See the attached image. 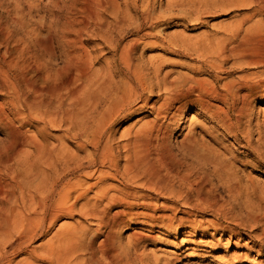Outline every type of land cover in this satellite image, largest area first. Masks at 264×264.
<instances>
[{
    "label": "rangeland",
    "instance_id": "obj_1",
    "mask_svg": "<svg viewBox=\"0 0 264 264\" xmlns=\"http://www.w3.org/2000/svg\"><path fill=\"white\" fill-rule=\"evenodd\" d=\"M119 1L123 7L120 12L116 14L107 5L108 9L104 8L95 17L96 13L85 6L84 0H0V81L5 83V86L0 83V108L11 113L15 109L10 99L16 93L13 94L14 89H9L6 85L10 83L9 78L25 76L32 78L31 81L35 83V78H41L47 70L56 72L63 66V55L66 52H88L92 56L91 70L95 73L112 74L119 84L126 78L120 68H127L128 61L123 57V52L127 51H130L132 58L131 66L138 68L137 74L151 78L154 84L155 78L165 77L173 80L205 78L214 80L217 84L245 78L246 82L253 83L254 86L249 92L247 88L239 91L236 105H243L244 109L239 121L231 110L235 132L223 129L217 120L199 112L200 106L197 103L190 101L181 115L179 126L166 135V138L175 155L181 156L184 134L196 124L198 135L203 137L199 140L200 151L213 158L218 157L226 164L232 163L238 170L235 174L242 189L248 187L254 198L261 197L264 194V63H243L237 60L229 53L231 43L227 42L229 29L251 10L247 6H234L223 0H152L153 3L148 6L142 1L130 2L128 17L123 14V0ZM214 2H220L221 5H214ZM223 2L225 3L222 4ZM147 12L153 17L145 19ZM257 18H264V14H256L253 19ZM249 23L247 21L243 27ZM100 24H105L104 27L111 30V41L113 45L117 44L116 48L99 35L102 32H99L102 27ZM242 34L243 31L240 35ZM73 38H77L78 42L72 41L73 45L70 46L66 40ZM49 40L53 43L51 55L50 46L47 45ZM224 41L228 44L225 52L216 56L214 48L218 49L219 44L225 43ZM48 55L51 59L49 63ZM158 63L161 66L156 74L155 67ZM60 75H67V67ZM24 90L35 101V91L25 87ZM245 92L248 93L243 98L242 93ZM164 94L162 90L157 91L156 86L147 90L144 94L146 105L136 108L125 118L120 117L112 126L113 146L119 154L121 167L125 161L123 144L146 120L154 118L152 107L158 105ZM139 104H133L131 110ZM224 107L228 108L226 104ZM25 111L22 114L25 115L24 119L23 116L19 117L15 124L19 126L22 123V129L32 134L35 132V111H29L27 107ZM27 116L34 118L30 121ZM1 128L0 124V140H4ZM200 128L204 130L201 134ZM248 131L252 142L247 140L248 136L242 137L243 132ZM62 132L63 130H51L53 135ZM67 145L69 150L74 151L76 142L69 141ZM79 153L83 155L84 151ZM187 159L189 163L192 162L191 169L196 175L207 179L206 186H212V192L219 203L224 205V209L218 210L201 202L187 184L177 181L174 182L175 188L188 193L190 203L182 198L185 196L175 197L169 190L168 194L162 195L156 190H145L139 182H132V189H138V194H146L147 201L150 202L146 207L141 203L140 196L135 199L131 196V200L138 201L135 209H146L149 213L159 215L160 219L172 218L173 223L159 227L157 224L151 226L132 218L111 229L112 234L125 243L134 238V232H142L144 240L139 245V251L149 258L158 255L162 260L168 261V264H264V242L259 241L264 230V220L261 218L259 221L245 222L240 221L241 217L233 219L230 213L239 207L235 209L233 196L224 187L226 182L223 175H218L219 170L216 172L208 160L191 156ZM119 180L107 178L99 183L121 188L123 185ZM94 190L88 195H93ZM170 194L177 198L176 201L166 196ZM259 204V214L262 216L264 201ZM79 207L78 205L73 214L59 212L52 222L50 218L42 221L40 210L35 208L33 222L19 218L7 231L1 230L0 264H49L40 257L49 255L47 250L59 240L61 226L72 229L85 227L97 243L106 232V227L98 229L96 224H91L81 214ZM29 210V207L25 209L21 206L17 211L23 214ZM180 216L191 219L185 222V226L180 225ZM227 226H231L234 233H230L225 228Z\"/></svg>",
    "mask_w": 264,
    "mask_h": 264
},
{
    "label": "bare ground",
    "instance_id": "obj_2",
    "mask_svg": "<svg viewBox=\"0 0 264 264\" xmlns=\"http://www.w3.org/2000/svg\"><path fill=\"white\" fill-rule=\"evenodd\" d=\"M84 1L85 6L96 13L95 17H98L107 5L111 6L116 14L123 8L119 0ZM138 1L145 2L147 6L152 2L123 0V14L128 16L130 2ZM223 1L234 6L244 5L251 10L229 29V53L243 63H264V18L253 19L256 14H264V0ZM214 5L221 3L214 2ZM148 12L144 16L145 19L153 17ZM247 21H250L249 25L243 27ZM105 24L99 25L102 26L99 35L106 43H111L116 48L117 44L113 45L111 41V30L108 31L109 29L104 27ZM242 31L243 34L240 35ZM72 41L76 43L78 39L66 40L70 46L73 45ZM227 42L219 44L218 49L214 48L216 56L225 52ZM172 43L176 44L177 41ZM47 45L50 46L51 55L52 40H49ZM49 55L47 63L51 60ZM63 56V66L56 72L47 70L41 78L33 80L35 83L31 81L32 78L16 76L17 78H9L10 83L6 84L9 89L13 88L12 93L16 94L10 99L11 105L15 107L14 112L0 108L1 130L5 136L4 140H0V231H7L19 218L33 222L35 208L40 210L42 221L50 218L52 222L59 212L73 214L79 205L81 214L91 224H96L98 229L101 226L106 227L102 238L96 243V239L88 234L85 227L72 229L61 226L58 232L59 240L47 250L49 255L41 256L40 259L49 264H168V261L162 260L158 255L149 258L139 251V245L144 240L142 232H134V238L124 243L110 230L132 218L151 226L157 224L159 227L173 223L172 218L160 219L159 215L149 213L146 209L136 210L138 201L131 200V196L134 199L140 196L141 203L146 207L150 202L147 201L146 194H138V189H132V182H139L145 190H156L162 195L168 194L169 190L175 197L185 196L182 198L188 202V193L181 188H175L174 182L177 181L187 184L201 202L208 203L218 210L224 209V205L219 203L212 192V186H206L207 179L196 175L191 169L193 165L187 161L188 156L208 160L216 172L219 170L218 175H223L226 182L224 187L231 192L235 209L239 207L238 210L229 211L233 219L241 217L240 221L245 222L259 221L261 218L264 220V215L259 214V203L264 201V194L254 198L248 187L242 189V184H239V178L235 174L238 170L232 163L226 164L218 157L213 158L200 151L199 140L203 137L198 135L196 124L184 134L181 156L175 155L166 138V135L179 126L181 115L190 101L197 103L200 106L199 112L217 120L223 129L235 132V126L231 122V110L239 121L244 112L243 105H236L239 91L243 88L251 91L253 83L246 82L245 78L217 84L216 81L205 78L173 80L165 77L155 78L154 84L151 78L137 74L138 68L131 66L132 58L130 51H127L123 52V57L128 61L127 68H120L126 78L119 84L112 74L95 73L91 70L92 56L88 52H66ZM160 66L158 63L155 67L156 74ZM66 67L67 75L61 76V71ZM0 83L5 86L4 82ZM155 86L157 91L162 90L165 94L158 105L152 107L154 118L146 120L123 144L125 161L121 167L119 154L113 146L112 126L120 117L125 118L136 108H143L146 105L144 94ZM24 87L35 91V101L26 94ZM248 92L242 93V97ZM133 104L139 105L131 110ZM224 104L228 108H225ZM22 106H26L29 111H35V132L32 134L22 129V123L19 126L15 124L19 117L23 116L24 119L25 115L22 114L26 112V107L22 109ZM31 116H27L30 121L34 118ZM52 129L63 132L53 135ZM202 131L204 132L200 128L199 134ZM246 136L247 140L252 142L249 139V131L243 132L242 137ZM69 141L76 142L74 151L69 150ZM80 151H84V154L80 155ZM107 178H121L119 181L123 186L119 188L99 183ZM91 179L96 181L91 182ZM169 187L171 188L168 189ZM93 189V195H88ZM173 195L166 196L176 201L177 198ZM21 206L25 209L29 207L30 210L19 214L17 210ZM190 219L180 216L178 222L185 226V222ZM225 228L234 233L231 226ZM32 230L35 232V228ZM259 241L264 242V230Z\"/></svg>",
    "mask_w": 264,
    "mask_h": 264
}]
</instances>
